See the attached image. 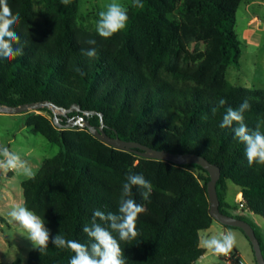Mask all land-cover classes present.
Instances as JSON below:
<instances>
[{
  "label": "trees",
  "instance_id": "obj_1",
  "mask_svg": "<svg viewBox=\"0 0 264 264\" xmlns=\"http://www.w3.org/2000/svg\"><path fill=\"white\" fill-rule=\"evenodd\" d=\"M243 1L141 0L143 8L131 1L125 29L103 38L79 27L81 0L67 6L39 0L40 10L35 0H8L19 13L14 30L26 46L23 56L0 59V106L53 103L67 112L59 122L48 107L22 113L33 133L60 147L22 183L24 206L50 230L48 248L42 254L32 250L28 264H69L74 253L55 247L51 238L61 234L90 243L83 226L97 209L117 213L128 174H142L152 191L144 200L142 189L132 188L131 198L145 208L136 220L139 236L125 242L112 232L126 264H194L202 258L201 232L216 222L209 172L144 157L147 149L195 155L219 167L221 212L250 223L264 254L255 224L232 215L226 200L231 181L245 210L264 218V165L249 166L245 145L231 128L219 127L227 108L238 109L247 99L245 124L264 132V89L237 86L227 77L243 55L236 32ZM90 39L94 46L86 43ZM89 47L96 48L95 58L82 54ZM220 99L225 105L219 106ZM78 118L83 125L69 124ZM91 128L134 147L116 149Z\"/></svg>",
  "mask_w": 264,
  "mask_h": 264
},
{
  "label": "clouds",
  "instance_id": "obj_2",
  "mask_svg": "<svg viewBox=\"0 0 264 264\" xmlns=\"http://www.w3.org/2000/svg\"><path fill=\"white\" fill-rule=\"evenodd\" d=\"M61 2L67 6L70 0H61ZM132 5L137 8L144 7L141 0H132ZM128 19L127 8L119 0H111L106 5V9L99 12L96 31L100 37L110 38L125 29ZM19 20V13L12 12L8 0H0V59L13 60L24 55L23 49L26 43L21 45V38L14 30V25H17ZM86 43L94 46L96 41L90 39ZM81 52L90 59L97 56L95 47L81 49ZM218 103L219 106H223L226 101L220 99ZM249 108L247 99L238 109L228 107L219 127L231 128L234 137L245 145V156L249 166L254 163L264 165V132H261L259 126L255 130H250L245 124L244 113ZM215 111L214 108L213 113ZM8 171H20L29 178L33 177L31 169L18 155L7 147L0 146V173ZM133 186L142 189L141 196L144 200L149 199L152 191L151 183L142 174H128L122 186L117 213H105L97 209L93 212L91 224L83 226L82 231L87 235L90 243L68 240L61 234L51 238V243L55 247L69 249L74 253L69 264H126L119 241L128 242L139 236L136 220L145 212L144 206L131 198ZM9 216L25 230L26 238L32 245L41 254L44 253L49 245L50 232L43 220L25 206L13 207ZM113 231L118 234L119 241L112 235ZM202 243L206 249L215 254L227 255L235 245L236 237L231 232H225L219 236L205 237Z\"/></svg>",
  "mask_w": 264,
  "mask_h": 264
},
{
  "label": "rangeland",
  "instance_id": "obj_3",
  "mask_svg": "<svg viewBox=\"0 0 264 264\" xmlns=\"http://www.w3.org/2000/svg\"><path fill=\"white\" fill-rule=\"evenodd\" d=\"M35 1L36 9L40 10L41 5L39 4V0ZM131 1L132 0H119L127 9ZM253 1L256 4L252 5ZM110 2L111 0H81L78 18L79 27L89 31H96V22L99 19V12L105 10L106 5ZM252 17H257L260 22L264 24V0H244L238 10L236 32L242 41L243 55L239 67L236 65L229 67L227 77L231 83L237 86L264 89V30L259 33V38L256 39V41L251 43L245 42L244 31L248 27ZM56 112L58 116H65L67 114L66 111L61 109L56 110ZM38 113L47 115V113L44 112ZM25 118V114L0 113V142L2 146L7 147L11 152L18 155L31 169L33 176H35L45 160L58 154L60 147L49 142L44 136L33 133L26 125ZM83 123L82 121L80 125H83ZM28 162L30 165L27 164ZM27 179H29L28 176L17 172L16 177L12 179V186L10 187L21 190V182ZM236 188H238V186L233 182H228L226 200L237 208L239 203L237 204L235 202L237 197ZM231 214H235V211H232ZM245 218L255 224L257 232L264 240V218L259 215L251 216L249 213H245ZM219 227L224 229L225 226L222 225ZM13 229L20 230L18 227H13ZM227 229H231V233L235 235V246L245 264H256L255 253L249 239L239 229ZM5 232L13 235V233L7 230ZM14 234L20 237V233ZM220 234L221 233H217V235L214 236H219ZM29 248L34 249L35 247L31 245ZM18 257L23 261V264H28L29 256L25 255L24 251H18ZM194 264H226V262L223 255L211 252L203 259L200 258Z\"/></svg>",
  "mask_w": 264,
  "mask_h": 264
},
{
  "label": "crops",
  "instance_id": "obj_4",
  "mask_svg": "<svg viewBox=\"0 0 264 264\" xmlns=\"http://www.w3.org/2000/svg\"><path fill=\"white\" fill-rule=\"evenodd\" d=\"M254 4L256 3L253 1L252 5ZM254 18L257 17L251 18L248 27L244 31L246 43L256 41V39L259 38V33L264 30V24L260 22L258 18L257 22H252ZM27 164L30 165L29 162ZM17 172L22 173L20 171H8L6 173H0V262L5 264H10L15 260L20 259L18 257V251L22 250L24 251L25 255L29 256L30 252L35 249L29 248L31 247L32 243L26 238L27 233L9 216V212L13 207L24 206V192L22 188L23 182H21V190L10 187L12 186V179L16 177ZM235 191H237L235 202L238 204L243 199V197L240 192V188H236ZM227 202L231 206V208H228L227 210L229 212L235 211V214L232 215H242L243 217H245V213H249L251 216L256 215L249 210H241L239 206L236 208L228 200ZM219 226H222L221 223L216 221L211 226V228L201 232V247L205 250V253L201 259H203L208 253H211V251H208V249H206L202 243V240L205 237H211L217 235V233L231 232V229H227L226 226L224 229H221L222 227ZM13 227H18L20 230L13 229ZM6 230L13 233V235L7 234L5 232ZM14 233H20V237ZM232 250L241 257L235 245L233 246Z\"/></svg>",
  "mask_w": 264,
  "mask_h": 264
},
{
  "label": "water",
  "instance_id": "obj_5",
  "mask_svg": "<svg viewBox=\"0 0 264 264\" xmlns=\"http://www.w3.org/2000/svg\"><path fill=\"white\" fill-rule=\"evenodd\" d=\"M41 107L50 108L55 114L56 121H59L56 110L61 108L57 107L53 103H40V104L22 106L17 108L0 106V113L22 114L28 112L29 110H36ZM61 110L65 111L64 109ZM82 121H83L82 118L70 119L69 124L71 126L80 125ZM91 131L102 142L110 146H113L116 149L128 150L130 149V147H134V145L132 144H128L118 139L110 138L103 131H98L94 128H91ZM142 155L147 158L169 161L180 165L197 164L203 167L205 170H207L211 176V180L208 183V193L211 203V208H210L211 215L215 218L217 222L221 223L226 227H235L241 229L246 234L247 238L249 239L253 247L257 264H264V254L262 251V247L253 226L245 220H241L236 217L226 215L222 213L220 210V200H219L218 188H217L218 181L221 178V170L219 169V167L212 165L205 159L195 155L171 154L163 151L159 152L148 149Z\"/></svg>",
  "mask_w": 264,
  "mask_h": 264
},
{
  "label": "built area",
  "instance_id": "obj_6",
  "mask_svg": "<svg viewBox=\"0 0 264 264\" xmlns=\"http://www.w3.org/2000/svg\"><path fill=\"white\" fill-rule=\"evenodd\" d=\"M258 19L254 18L252 22H257ZM239 208L245 209V205L243 204V199L239 202ZM223 258L226 262V264H244V260L238 256L232 249L227 255H223Z\"/></svg>",
  "mask_w": 264,
  "mask_h": 264
}]
</instances>
